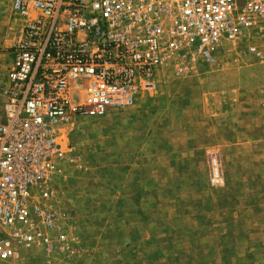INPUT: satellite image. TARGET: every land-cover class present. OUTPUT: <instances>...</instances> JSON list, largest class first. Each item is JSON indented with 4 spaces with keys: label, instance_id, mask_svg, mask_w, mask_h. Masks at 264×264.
I'll return each instance as SVG.
<instances>
[{
    "label": "rangeland",
    "instance_id": "1",
    "mask_svg": "<svg viewBox=\"0 0 264 264\" xmlns=\"http://www.w3.org/2000/svg\"><path fill=\"white\" fill-rule=\"evenodd\" d=\"M22 24L0 0V85ZM247 47L184 76L166 64L128 108L66 128L83 169L57 186L71 228L54 264H264V62ZM20 254L3 264L46 261L36 247Z\"/></svg>",
    "mask_w": 264,
    "mask_h": 264
},
{
    "label": "built area",
    "instance_id": "2",
    "mask_svg": "<svg viewBox=\"0 0 264 264\" xmlns=\"http://www.w3.org/2000/svg\"><path fill=\"white\" fill-rule=\"evenodd\" d=\"M12 9L23 24L0 85V264L34 247L54 264L71 228L57 186L83 169L66 128L128 108L171 62L184 76L243 42L264 62V0H12ZM210 162L223 183L219 159Z\"/></svg>",
    "mask_w": 264,
    "mask_h": 264
},
{
    "label": "crops",
    "instance_id": "3",
    "mask_svg": "<svg viewBox=\"0 0 264 264\" xmlns=\"http://www.w3.org/2000/svg\"><path fill=\"white\" fill-rule=\"evenodd\" d=\"M250 137H254V136H250ZM255 137H256V135H255ZM255 137H254V138H255ZM153 162H155V160H153ZM149 165H151V163H149Z\"/></svg>",
    "mask_w": 264,
    "mask_h": 264
}]
</instances>
